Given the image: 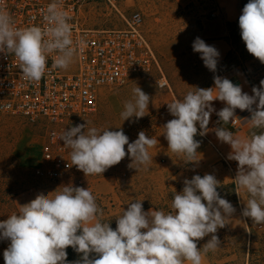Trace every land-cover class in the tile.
Masks as SVG:
<instances>
[{"label": "clouds", "instance_id": "clouds-1", "mask_svg": "<svg viewBox=\"0 0 264 264\" xmlns=\"http://www.w3.org/2000/svg\"><path fill=\"white\" fill-rule=\"evenodd\" d=\"M42 14L43 27L17 28L11 14L0 9V53L14 55L24 78L33 82L45 76L49 56L52 67L67 69L75 55L71 17L61 0H52ZM238 23L247 51L264 64V0H249ZM192 47L200 53L204 66L215 73L218 50L199 37ZM213 80V87H193L183 99L167 103L174 118L163 125V135L171 152L185 163L195 164L200 160L197 150L201 145L195 137L207 134L215 112L224 125L214 129L215 135L230 145L227 159L238 162L233 190L238 195L243 190L249 197L241 215L254 224H264V79L259 87H252V95L228 78L214 75ZM132 94L124 102L123 121L145 116L152 100L138 86ZM214 100L224 102L225 107L217 111L212 106ZM236 109L251 113L246 138L226 127L237 118ZM60 140L63 148L70 149L71 165L86 177L102 175L126 156L130 168L146 169L153 159L149 149L157 144V138L144 131L129 142L122 128L99 130L87 123L67 128ZM183 185L182 191L172 193L168 211H145L143 200L129 202L116 217L115 230L101 219L103 210L88 188L70 183L47 195L38 193L20 206L18 213L0 221V239L10 240L3 253L5 264H203L206 254L221 246L216 233L236 209L217 191L221 181L213 174L193 175L185 178ZM210 234L198 248L197 241ZM69 246L82 254L81 259L67 261Z\"/></svg>", "mask_w": 264, "mask_h": 264}, {"label": "rangeland", "instance_id": "rangeland-1", "mask_svg": "<svg viewBox=\"0 0 264 264\" xmlns=\"http://www.w3.org/2000/svg\"><path fill=\"white\" fill-rule=\"evenodd\" d=\"M229 1L233 0H220L216 4L212 0H123L116 3L117 11L98 4L82 13L84 25L99 30L123 29L125 19L133 11L139 10L143 14L144 35L157 57L169 88L160 89L157 86V71L148 78L123 87L104 88L99 94L97 112L81 124L87 123L88 127L99 130L122 128L129 137V142L135 141L138 133L144 131L149 137L157 138V144L149 149L153 159L146 169L140 168L137 171L129 167L131 160L126 156L102 175L88 177L72 165L59 179L52 180L44 174L47 168L42 155L45 127L30 124L21 118L1 116L0 221L18 213L20 206L34 199L38 193L47 195L59 186L70 183L88 188L96 199H101L102 206L106 209L102 218L120 215L123 209H127V204L135 200H143L145 208L168 211L172 193L182 191L184 179H191L196 174L189 170L180 174L184 170L181 168L183 165L187 166V163L168 149L163 125L174 117L169 113L167 103L183 99L189 91H194L193 87L207 88L212 76L219 71L238 70L248 81L251 90L253 86L259 87L260 81L264 79V64L247 51L238 21L229 25L227 39L230 50L224 64L215 73L203 64H197V58L192 53L178 59H169L162 54L166 42L180 36L193 24L199 25L203 19L213 18L211 13L219 11ZM239 1L242 9L249 2ZM137 86L152 97L149 108L145 110L146 115L138 120L132 117L123 121L121 112L124 110V102L132 98V89ZM125 150L127 151V145ZM69 153L70 149H66L65 155L71 162ZM218 189L221 197L227 199L236 211L233 217L226 220L225 227L218 229L216 235L221 246L216 252L207 253L203 264H248L251 249L260 255V264H264V224H254L250 218L241 215L248 195L243 190L239 196L223 189V186ZM249 224L254 229L252 237L249 234ZM210 236L211 234L197 241L198 248H202ZM9 244L10 240L0 239V264H5L3 253ZM254 258L256 257L253 256ZM184 264L189 262L185 261Z\"/></svg>", "mask_w": 264, "mask_h": 264}, {"label": "built area", "instance_id": "built-area-1", "mask_svg": "<svg viewBox=\"0 0 264 264\" xmlns=\"http://www.w3.org/2000/svg\"><path fill=\"white\" fill-rule=\"evenodd\" d=\"M123 0H61L71 17L75 55L67 69L52 67L49 56L47 72L39 82L29 81L18 67L14 55L0 53V117L24 119L30 124L45 127L43 160L44 174L59 179L72 165L65 155L60 136L64 130L81 124L98 110L99 94L104 88L123 87L148 78L157 71L156 84L169 88L157 57L144 35V17L135 10L125 19L123 29H94L86 27L82 13L102 4L117 11L116 3ZM220 0H212L219 3ZM52 0H0V9L9 12L17 28L44 26L42 10ZM219 11H213L216 17ZM83 41L81 44L80 42ZM236 119L228 127L241 129L247 119L235 113ZM223 123L215 114L209 130ZM199 131V125H197ZM200 136V135H198ZM204 139L207 134L200 136ZM39 173V172H38Z\"/></svg>", "mask_w": 264, "mask_h": 264}, {"label": "crops", "instance_id": "crops-1", "mask_svg": "<svg viewBox=\"0 0 264 264\" xmlns=\"http://www.w3.org/2000/svg\"><path fill=\"white\" fill-rule=\"evenodd\" d=\"M241 14L242 4L239 0H233L224 3V5L219 10L218 16L209 19H203L201 24H193L183 34L166 42L163 46L162 54L164 57L169 59H178L179 57L187 55L188 53H192V55L197 58V64L204 65L200 53L194 52L192 47L194 40L199 37L206 44L214 46L218 50L220 55L218 58L217 68L221 67L224 64L230 50L227 39L229 25L237 21ZM197 64L194 63V65ZM214 75L228 78L234 84H239L242 87L243 92H246L249 95L253 94L248 81L238 70L230 69L219 71ZM214 75L207 84V88L214 86ZM212 106L217 111H219L225 107V103L219 100H214L212 102ZM235 113L243 117H251V113H249L247 110L241 111L236 109ZM215 114V112L212 113L210 121ZM223 126L224 125H219L217 127ZM250 127V124H245V126H243L241 129H232L230 127H228V129L233 131L235 135L246 138L249 134ZM215 128H212L207 132L206 139L198 135L195 137L196 140L201 141V145L197 150V159L200 160L195 164L187 163V166L183 165V168L181 169L184 170L180 171L179 173L181 174L183 171L189 170L192 173L196 175L199 174L201 176L206 173L213 174L217 180L221 181V184H235L234 178L237 173L238 162L227 159V156L231 151L230 145L221 143L217 139L214 131ZM90 189L94 190L93 187ZM17 207H19L18 204Z\"/></svg>", "mask_w": 264, "mask_h": 264}, {"label": "trees", "instance_id": "trees-1", "mask_svg": "<svg viewBox=\"0 0 264 264\" xmlns=\"http://www.w3.org/2000/svg\"><path fill=\"white\" fill-rule=\"evenodd\" d=\"M237 21H239V18H238V20ZM221 186H223V189L225 188V189H227V190H230V191H232V193L234 194V195H236L237 193L233 190L234 189V187H235V185L233 184V183H230V184H221ZM222 188V187H221ZM217 191L219 192L220 191V189H217ZM246 195H248L246 192H244ZM96 201H97V204H98V206L103 210V211H106V209H105V207H103L102 206V201H101V199H99V198H97L96 199ZM143 209L144 210H147V209H149V208H145V207H143ZM117 216H119L118 214H115V215H112V216H109V217H105V218H102L101 217V219L103 220V221H105V222H107V221H109V224H110V227L113 229V230H115V228H116V217ZM249 234L251 235V237H252V234H253V228L250 226V224H249ZM66 252H67V261H76V260H79V259H81V255L82 254H79V253H77V252H75L74 251V249L72 248V247H68V248H66ZM94 255V254H93ZM249 255H250V257H249V263L248 264H260V262H262L261 260H260V255L259 254H257V253H255L252 249L250 250V252H249ZM253 256H255L256 258H254L253 259ZM225 264H229V263H225Z\"/></svg>", "mask_w": 264, "mask_h": 264}]
</instances>
